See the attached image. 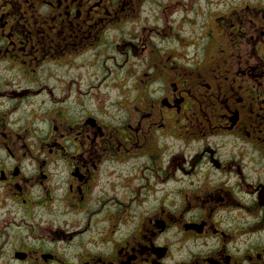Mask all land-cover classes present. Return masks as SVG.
<instances>
[{
    "label": "flooded vegetation",
    "instance_id": "1",
    "mask_svg": "<svg viewBox=\"0 0 264 264\" xmlns=\"http://www.w3.org/2000/svg\"><path fill=\"white\" fill-rule=\"evenodd\" d=\"M262 1L0 0V264H264ZM86 56L143 74L126 116Z\"/></svg>",
    "mask_w": 264,
    "mask_h": 264
},
{
    "label": "rangeland",
    "instance_id": "2",
    "mask_svg": "<svg viewBox=\"0 0 264 264\" xmlns=\"http://www.w3.org/2000/svg\"><path fill=\"white\" fill-rule=\"evenodd\" d=\"M250 1V0H249ZM262 0H251L252 4H256L257 2H261ZM264 3V1H262ZM192 27L187 26V35L194 36V33H191ZM139 56V55H138ZM77 57V56H76ZM74 57V62H71L70 65H75L74 68L70 71V73L74 74L78 80L77 88L80 90L76 92L77 96H81L80 99L84 104L90 106L86 108V115H103L105 117H111L112 120L119 119L120 117L126 116L128 111L130 110L131 100L134 99V92H136V88L134 84H138V77L143 78V74L127 75L124 72H117L113 70L111 73H106L103 71L102 67H95L91 64L93 62V58L91 56H86L85 65L81 69H79L80 58ZM71 59V60H73ZM146 62V56L140 57L139 59H130L128 65L132 68L139 69L143 68V64ZM110 67V63L108 65ZM69 68L68 61L62 60L60 65V72L58 75L55 73L53 75V80L51 81L52 86L57 85V81L55 79L62 80V73L67 72ZM115 69V67H114ZM136 73H138L136 71ZM140 73V72H139ZM127 76V78H126ZM145 78V77H144ZM126 79V80H125ZM138 86V85H137ZM163 87V86H162ZM166 88H162L163 91H159L152 98H157L160 93L165 92ZM33 96V95H32ZM29 96L25 98V102L21 101V108H18L16 111H28V108L35 109V104L37 98H33ZM67 96H65L66 98ZM53 98L60 100V97L55 93H53ZM62 98V97H61ZM68 99V98H67ZM46 101V99H45ZM46 103V102H45ZM47 104V103H46ZM54 106V105H53ZM20 107V106H19ZM29 109V110H30ZM62 110V109H61ZM57 109L53 108V112H56ZM64 111L68 112L69 109H65ZM57 115H60L58 112ZM54 114H51L50 117L45 118V121L52 124L54 122ZM27 121L29 119H26ZM47 124V123H46Z\"/></svg>",
    "mask_w": 264,
    "mask_h": 264
}]
</instances>
